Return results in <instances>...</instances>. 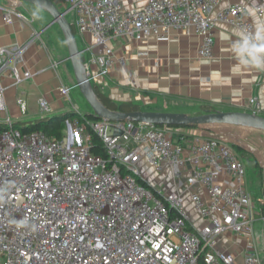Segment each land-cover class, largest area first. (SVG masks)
<instances>
[{
    "label": "built area",
    "instance_id": "2783aa9c",
    "mask_svg": "<svg viewBox=\"0 0 264 264\" xmlns=\"http://www.w3.org/2000/svg\"><path fill=\"white\" fill-rule=\"evenodd\" d=\"M11 2L3 9L5 23L26 20L22 2ZM63 5L75 13L78 33L98 44L148 36L166 41L172 30L192 31L202 37L203 59L213 58L218 23L253 24L247 5L214 13L220 0H148L129 11L119 0ZM26 50L0 47V264H264V236L255 231L257 217L264 220V195L253 199L232 144L168 126L77 118L66 122L62 140L42 131L24 134L8 114L3 80L18 87L32 78L20 67ZM97 64L92 81L126 60L107 48ZM38 104L48 117L49 101ZM250 104L256 114L258 99ZM17 106L26 116L23 96ZM88 126L102 138L108 160L91 153ZM144 166L164 178L154 186ZM229 236L244 245L239 257L219 248Z\"/></svg>",
    "mask_w": 264,
    "mask_h": 264
},
{
    "label": "crops",
    "instance_id": "0c3cea01",
    "mask_svg": "<svg viewBox=\"0 0 264 264\" xmlns=\"http://www.w3.org/2000/svg\"><path fill=\"white\" fill-rule=\"evenodd\" d=\"M52 1L61 11L66 10L63 0ZM119 1L129 11L142 9L148 0ZM11 3V0H0V47H27L20 67L33 76L18 87L14 86L11 79L3 80L8 114L16 124L23 120L31 122L40 119L42 114L38 102L41 98L50 103V117L78 111L79 107L71 98V93L68 97L61 94L62 88L75 87L76 81L68 60L66 42L57 49L48 33L49 29L60 30L59 27L53 25L46 29L52 21L51 16L27 3L18 6L27 19H16L12 24H7L3 18V9L10 7ZM230 5H247L250 13L258 9L264 12V0H220L214 13ZM66 18L75 27V13L67 12ZM235 29L238 28L218 23L213 31V58L203 59L199 56L202 37L192 31L172 30L166 41L154 36L126 37L112 38L106 45H102L91 34L80 35L75 27L79 48L84 51L82 59L90 77L98 74L97 58L107 48L126 60L124 66L115 64L107 76L93 80L105 102L117 110L132 107L135 111L182 113L190 116L201 115L207 108L221 112L254 113L250 100L257 98L259 108L256 114L264 117V72L241 70L236 66L237 61L232 53ZM36 33L40 34V38L33 41ZM20 96L26 99L28 105V113L24 117L20 116L17 106ZM233 128L206 126L194 131L199 136L231 144L229 139L233 137L230 136L238 134ZM246 168L248 191L252 195L251 189L255 186L263 197L264 169L258 172L250 166ZM223 240L228 241L229 245L222 244L220 248L239 257L244 247L242 242L232 236L224 237Z\"/></svg>",
    "mask_w": 264,
    "mask_h": 264
},
{
    "label": "water",
    "instance_id": "95a60500",
    "mask_svg": "<svg viewBox=\"0 0 264 264\" xmlns=\"http://www.w3.org/2000/svg\"><path fill=\"white\" fill-rule=\"evenodd\" d=\"M18 1L32 5L49 14L52 21L46 29H49L53 25H57L59 27L67 45L69 55L68 60L71 62L76 81L75 86L80 90L81 94L92 109V113L88 115H93L97 120H105L109 122H133L155 126H176L185 128L230 126L264 132V117L255 113L235 111L221 112L216 110L205 111L201 115L190 116L182 113L149 111L123 112L108 108L100 99L96 86L92 81V77L88 74L87 65L82 59L84 51L80 50L72 25L66 18L68 9L61 11L52 0Z\"/></svg>",
    "mask_w": 264,
    "mask_h": 264
},
{
    "label": "rangeland",
    "instance_id": "374dc122",
    "mask_svg": "<svg viewBox=\"0 0 264 264\" xmlns=\"http://www.w3.org/2000/svg\"><path fill=\"white\" fill-rule=\"evenodd\" d=\"M72 19V18H71ZM52 36V43L53 45L58 49L59 47H63L65 45V41L63 38V35L60 30H56L55 28L49 29L48 32ZM47 33V34H48ZM48 37V36H47ZM49 39V37H48ZM71 98L77 103L78 105V112L82 114H91L92 109L90 108L89 104L81 94L80 90L78 88H75L71 92ZM74 110V108L72 109ZM72 117H69L68 121H71ZM27 120H23V122H26ZM237 131L238 134H234L233 136L229 134L228 136L233 137L230 138L229 140L231 141V144L233 145L234 149L236 147H241L243 148L246 153H240L239 151L236 150L238 155L240 156V159L245 167V170H247V166H250V168H254L256 171L261 172L262 169H264V132H252L248 131L250 129H243V128H238L234 127ZM195 128H182V131L186 133L187 135H197L195 133ZM199 136V135H197ZM145 172L147 176L152 177L153 185L155 186L156 182H158L157 178H164V175L162 176H151V171L150 168L147 166H144ZM261 167V168H260ZM247 173V171H246ZM153 175V173H152ZM164 182L167 183V179H164ZM263 184V183H262ZM264 184L262 185V187ZM251 191L252 197L254 200H257L259 197H262V194L259 193L260 190H258L257 187L253 186ZM255 223V231H256V236H264V220L261 219V217H257ZM229 245L228 241H219V248L220 245ZM261 259L264 262V254L261 253Z\"/></svg>",
    "mask_w": 264,
    "mask_h": 264
},
{
    "label": "trees",
    "instance_id": "16d2710c",
    "mask_svg": "<svg viewBox=\"0 0 264 264\" xmlns=\"http://www.w3.org/2000/svg\"><path fill=\"white\" fill-rule=\"evenodd\" d=\"M72 25V24H71ZM72 29L74 31V34L76 35V30L74 25H72ZM100 99L104 102V104L112 109V110H117L115 107H111L109 106L105 100L103 99V97L99 94V92L97 91ZM136 109L132 108V107H122L120 108L119 111H123V112H132L135 111ZM205 111H216L214 109H210L207 108L204 110ZM76 111H72V112H68L59 116H53V117H45V118H40L37 119L35 121H31V122H21V123H17L16 127L22 131L24 134H28L34 131H42L44 132L48 137H52L58 140H62L65 134V129H66V122L69 120V117L73 118H77L79 119V121L81 123L83 122H89V123H95L98 120L93 116V115H88V114H82V113H75ZM160 127H165V126H160ZM170 128H174V129H182L185 127H176V126H168ZM200 128V127H195V129ZM5 129V125H0V131ZM88 131L89 133L92 135V140H93V147L91 150V153L94 156H100L106 160H108V152L107 149L105 147V144L102 140V138L97 135L90 126H88ZM248 131H252V132H257V131H253V130H248ZM235 149H237V151H239L240 153H246V151L241 148V147H235ZM261 168V167H260Z\"/></svg>",
    "mask_w": 264,
    "mask_h": 264
},
{
    "label": "clouds",
    "instance_id": "9594fccd",
    "mask_svg": "<svg viewBox=\"0 0 264 264\" xmlns=\"http://www.w3.org/2000/svg\"><path fill=\"white\" fill-rule=\"evenodd\" d=\"M247 14L253 17V24L250 29L234 30L232 53L241 70L264 72V14L259 10Z\"/></svg>",
    "mask_w": 264,
    "mask_h": 264
}]
</instances>
